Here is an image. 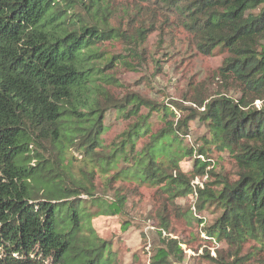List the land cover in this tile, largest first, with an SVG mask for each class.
<instances>
[{
	"label": "trees",
	"instance_id": "16d2710c",
	"mask_svg": "<svg viewBox=\"0 0 264 264\" xmlns=\"http://www.w3.org/2000/svg\"><path fill=\"white\" fill-rule=\"evenodd\" d=\"M155 32L171 40L185 33L203 56L228 53L219 75L242 97L194 98L205 110L179 120L177 104L115 97L108 86L116 78L105 72L115 56L105 45L121 43L126 57L139 61ZM116 64L131 65L124 57ZM141 106L157 113L161 129L152 131ZM112 113L134 122L107 147L104 122ZM195 119L207 133L199 148L183 146L185 154L197 175L217 179V189L192 185L194 177L181 170L177 150ZM142 138L148 142L138 150ZM77 142L76 157L69 145ZM47 144L58 150L55 157ZM213 153L234 159L237 180L216 172ZM81 158L117 168L124 179L163 184L172 200L194 194V214H187L194 220L220 211L203 228L208 237L238 250L253 239L264 253V0H0V264H115L111 246L89 230L98 201L81 200L86 188L68 173ZM118 203L113 213H121L125 197ZM161 221L167 231L169 219ZM181 244L169 239L156 263L182 257ZM258 261L264 264L262 256Z\"/></svg>",
	"mask_w": 264,
	"mask_h": 264
},
{
	"label": "rangeland",
	"instance_id": "374dc122",
	"mask_svg": "<svg viewBox=\"0 0 264 264\" xmlns=\"http://www.w3.org/2000/svg\"><path fill=\"white\" fill-rule=\"evenodd\" d=\"M116 1L119 4L123 2ZM175 35L176 39L171 40L169 37L162 39L157 32L152 33L144 45V51H140L139 61H132L133 58L129 55L126 57L125 46L121 43H107L104 50L110 56H115L114 69L105 70L113 72L116 78L114 85L108 86L111 93L120 100L127 94H135L145 102L151 101L168 107L177 104L182 107V111L176 120L186 118L192 109L198 112L205 110L192 103L194 98L202 97L211 101L225 97L236 101L242 97L237 84L227 83L219 75L228 53L217 50L212 56H203L189 43L185 33L176 32ZM120 57H124L131 65L118 66L116 63ZM254 106L261 107L262 103L257 101ZM140 114L149 117L153 132L162 128L163 123L155 111L141 106ZM107 116L104 125L109 126V131L102 137L104 145L109 147L113 142L119 141L134 120L117 119L115 113ZM189 124L190 135L177 150L181 158V170L188 179L194 177L192 185L204 188L208 183L212 189H217V179L197 175V163L185 154L183 146L189 150L199 148L207 133L203 121L195 119ZM147 142V138L140 139L136 148L140 150ZM47 146L49 153L55 157L58 154L56 147L50 144ZM69 151L77 154L78 142L70 144ZM211 156L218 160L217 173H222L230 181L237 180L233 158L228 154L220 156L213 153ZM71 164L72 168L68 169V173L74 184L82 183L86 188V191L81 190V200L94 197L99 203V206L93 208L92 226L89 230L111 246L115 264H160L156 263L155 256L159 250L166 248L169 239L182 243L183 255L170 256L166 264H260L258 259L261 256L264 258L259 243L253 239H248L241 250H238L225 240L216 241L208 237L203 228L213 225L220 211L210 208L194 220L190 217L194 214L196 202L192 193L172 200L163 192V184H140L124 179L116 173L117 168L104 170L87 159L81 158ZM121 167L122 165L119 168ZM169 174L176 173L170 170ZM87 191L94 195L87 196ZM122 197H125V203L122 204L121 213H113L110 206L120 204L118 201ZM163 215L169 219L167 231L161 225Z\"/></svg>",
	"mask_w": 264,
	"mask_h": 264
}]
</instances>
